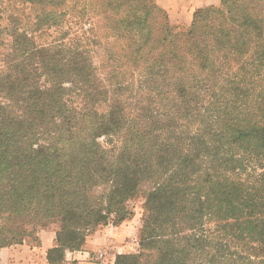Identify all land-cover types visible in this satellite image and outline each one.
I'll use <instances>...</instances> for the list:
<instances>
[{
  "label": "trees",
  "instance_id": "trees-1",
  "mask_svg": "<svg viewBox=\"0 0 264 264\" xmlns=\"http://www.w3.org/2000/svg\"><path fill=\"white\" fill-rule=\"evenodd\" d=\"M262 5L220 0L179 30L157 0H0V220L21 218L11 241L26 223L59 222L47 259L63 264L89 231L131 216L148 183L139 248L115 264H264ZM52 28H66L58 42L34 39ZM100 50L167 101L163 113L111 102Z\"/></svg>",
  "mask_w": 264,
  "mask_h": 264
},
{
  "label": "rangeland",
  "instance_id": "rangeland-1",
  "mask_svg": "<svg viewBox=\"0 0 264 264\" xmlns=\"http://www.w3.org/2000/svg\"><path fill=\"white\" fill-rule=\"evenodd\" d=\"M262 8L264 9V5H262ZM174 12L176 13L177 16H186L184 10L175 9ZM171 20L173 24L178 27L179 30H186L189 27V25H191L190 22L178 23L177 20H175L173 17L171 18ZM66 28H61V29L58 28L59 30L52 28L42 33L41 32L37 34L34 33L35 35H33V37L39 44H43V45L50 44L54 41L58 42L61 39L60 37L62 35V31ZM68 38L69 36L65 37V40L67 41ZM105 53L106 52L103 50L97 51L96 53L93 54V60L95 61V65H97V70H96L98 76L97 81L100 83L101 86H106V85L108 86L109 98L111 99V96L112 98L119 96V99L122 101L123 107L125 108L126 112L129 115L130 112L131 115L133 116L137 115V113L140 112L141 110L149 111L152 114L161 113V111L163 113L164 111L163 104L166 103L167 101L161 102L160 101L161 97L158 96L157 92L155 91L151 92L149 87H142L139 84L138 74L136 73L133 74V71H129V68H127V66L118 67V62H115L114 64V62L112 61H110L108 64L107 63L104 64V62H107V60H105ZM98 58L101 60L100 62L98 61ZM102 61H103V65H102ZM120 63L122 64V62ZM109 72L111 73V75H109L110 74ZM117 85L123 86L122 87L123 89L117 91L115 89V86ZM209 89L211 90V88L208 87V85H205V87L201 86V88H199V92L203 94L205 90L206 95L210 97L211 92L208 91ZM202 99L204 103L208 101V99L205 98ZM112 101L113 100L111 99V102ZM107 108H108V104L105 102L102 105H100L99 109L105 111ZM194 128H195L194 125H191L190 130ZM100 140H102L103 145L112 146L110 145L109 140L105 141L104 136L100 138ZM120 142H121L120 136L113 137L112 143L115 146V149L118 148ZM149 190H150V184L144 183L140 185L138 196H136V198H134L133 200L127 202V206H129L133 214L128 218H126L124 221L120 222L119 224H114L113 222H109L108 224H102L88 232L86 239H88L89 236L98 232L99 229H105L108 227L109 230L106 233H104L108 237V239L105 241V243H103L99 251H97L104 253L102 260H104L107 254H110L111 251L117 250V246H119V248L123 250L119 254L133 253L138 250L140 232L142 228L143 214H144L143 204ZM9 213L11 214L8 213L4 214L2 219L0 220V231L4 233L6 237V245L3 247L12 246L14 249L18 250L19 255L17 257L12 258L11 260L12 264H32V258H31L32 250H37L36 255L38 256L44 255V249L40 246L42 245L41 242L43 241V239H48V238L51 239L52 236H54L53 232L56 231L57 233V231L59 230L60 223L50 222L48 220L45 221L46 223L45 225L36 227L35 229H32V225H30V223H26L25 226L28 227L29 229L26 236H24L20 241L16 240L13 242L11 241L13 234L12 230L18 228L19 220L21 218L16 213L13 212H9ZM123 224H125L123 230L120 231L119 233H117L116 230H113V226L116 227V226H121ZM1 226H3L5 230L2 229ZM17 238L21 239L20 236ZM114 238L116 239L113 240ZM84 244L81 246L80 249L84 248ZM96 259H97L96 261L101 262V259L99 258ZM3 264H8V263L4 261ZM63 264H76V261L67 257V253H66L65 263Z\"/></svg>",
  "mask_w": 264,
  "mask_h": 264
},
{
  "label": "crops",
  "instance_id": "crops-1",
  "mask_svg": "<svg viewBox=\"0 0 264 264\" xmlns=\"http://www.w3.org/2000/svg\"><path fill=\"white\" fill-rule=\"evenodd\" d=\"M163 7H165L171 18L173 17L177 20L178 23H189L193 19L194 12L196 9L218 4L220 0H157ZM184 10L186 16H177L174 10ZM125 224L121 226H113V230H116L117 233L123 230ZM108 227L105 229H99L98 232L91 235L86 239L84 248L76 251H68L67 257L76 261V264H114L117 254L121 253L123 250L117 246V250L111 251L110 254H107L104 260L101 259V262L96 261L98 258L99 249L102 247L103 243L108 239L104 234L108 231ZM42 232V231H41ZM40 232V233H41ZM46 232V231H45ZM43 233V232H42ZM54 236L51 239H43L40 245L44 249V255L38 256L37 250H32L31 258L32 264H47V253L48 250L55 245L56 231L53 232ZM114 238L113 240H115ZM118 239V238H117ZM39 251V250H38ZM19 255L18 250L14 249L12 246L3 247L0 249V264H3L6 261L8 264H12L11 260L13 257Z\"/></svg>",
  "mask_w": 264,
  "mask_h": 264
},
{
  "label": "built area",
  "instance_id": "built-area-1",
  "mask_svg": "<svg viewBox=\"0 0 264 264\" xmlns=\"http://www.w3.org/2000/svg\"><path fill=\"white\" fill-rule=\"evenodd\" d=\"M103 256H104V253H102V252H98V258H99V259H102Z\"/></svg>",
  "mask_w": 264,
  "mask_h": 264
}]
</instances>
